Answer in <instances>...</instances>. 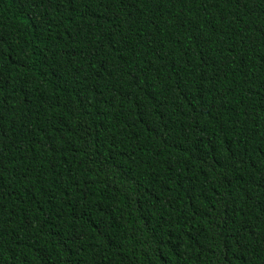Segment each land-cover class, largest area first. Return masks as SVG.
Wrapping results in <instances>:
<instances>
[{
	"label": "trees",
	"instance_id": "16d2710c",
	"mask_svg": "<svg viewBox=\"0 0 264 264\" xmlns=\"http://www.w3.org/2000/svg\"><path fill=\"white\" fill-rule=\"evenodd\" d=\"M0 264H264V0H0Z\"/></svg>",
	"mask_w": 264,
	"mask_h": 264
}]
</instances>
